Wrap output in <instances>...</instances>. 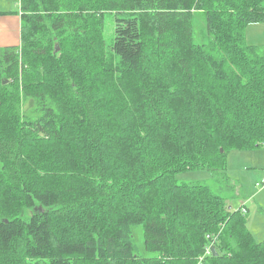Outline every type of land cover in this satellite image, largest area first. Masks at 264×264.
I'll list each match as a JSON object with an SVG mask.
<instances>
[{"label":"trees","instance_id":"obj_1","mask_svg":"<svg viewBox=\"0 0 264 264\" xmlns=\"http://www.w3.org/2000/svg\"><path fill=\"white\" fill-rule=\"evenodd\" d=\"M19 6L20 45L0 50V264H264L245 205L176 179L264 150V53L245 41L264 0Z\"/></svg>","mask_w":264,"mask_h":264},{"label":"rangeland","instance_id":"obj_2","mask_svg":"<svg viewBox=\"0 0 264 264\" xmlns=\"http://www.w3.org/2000/svg\"><path fill=\"white\" fill-rule=\"evenodd\" d=\"M115 15L106 13L104 18V38L108 44L113 40ZM193 40L199 44H207L209 36L206 30L205 18L202 12L192 14ZM245 41L255 44L260 53H264V24H250L245 29ZM25 109L31 108L29 103ZM264 177V150H230L227 154V169L224 176L215 177L208 171L196 170L179 173L176 179L179 183L200 181L210 186L217 194L224 197L226 204L237 208L245 205L247 226L256 241L264 240V188L256 187V182ZM132 238L142 257H154L156 252L145 249L143 227L132 225Z\"/></svg>","mask_w":264,"mask_h":264},{"label":"crops","instance_id":"obj_3","mask_svg":"<svg viewBox=\"0 0 264 264\" xmlns=\"http://www.w3.org/2000/svg\"><path fill=\"white\" fill-rule=\"evenodd\" d=\"M19 3L20 0H0V50L7 46L20 45Z\"/></svg>","mask_w":264,"mask_h":264},{"label":"built area","instance_id":"obj_4","mask_svg":"<svg viewBox=\"0 0 264 264\" xmlns=\"http://www.w3.org/2000/svg\"><path fill=\"white\" fill-rule=\"evenodd\" d=\"M256 186H258L259 188H264V177L261 179L260 182L256 183Z\"/></svg>","mask_w":264,"mask_h":264},{"label":"water","instance_id":"obj_5","mask_svg":"<svg viewBox=\"0 0 264 264\" xmlns=\"http://www.w3.org/2000/svg\"><path fill=\"white\" fill-rule=\"evenodd\" d=\"M211 252L215 255L216 254V251L214 248H211Z\"/></svg>","mask_w":264,"mask_h":264}]
</instances>
